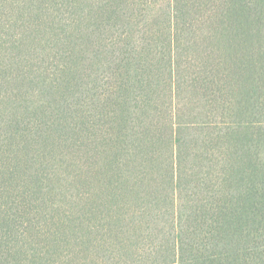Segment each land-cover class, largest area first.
<instances>
[{
  "label": "trees",
  "instance_id": "obj_1",
  "mask_svg": "<svg viewBox=\"0 0 264 264\" xmlns=\"http://www.w3.org/2000/svg\"><path fill=\"white\" fill-rule=\"evenodd\" d=\"M0 264H264V0H0Z\"/></svg>",
  "mask_w": 264,
  "mask_h": 264
}]
</instances>
